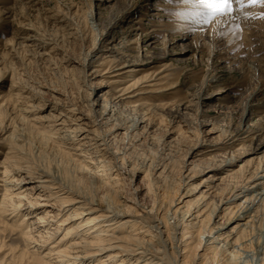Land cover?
<instances>
[{
  "label": "rangeland",
  "instance_id": "obj_1",
  "mask_svg": "<svg viewBox=\"0 0 264 264\" xmlns=\"http://www.w3.org/2000/svg\"><path fill=\"white\" fill-rule=\"evenodd\" d=\"M6 7L0 97L8 105L0 111V165L13 157V167L23 172L0 174V264L54 262L26 245L23 212L16 211L15 219L1 208L10 179L41 172L148 223L153 217L171 223L170 211H196L208 203L197 229L180 227L176 235L166 226L165 262L264 264V202L231 256L219 248L202 250L198 238L201 229L221 228V238L230 234L235 224H220L231 212L210 218L209 211L264 169V7L207 24L170 15L200 9L166 0H8ZM122 64L130 71L114 76ZM134 78L146 83L120 101L122 84ZM104 101L114 110L109 122L100 118ZM142 115L145 123L129 130ZM115 125L121 129L114 131ZM77 127L93 135L77 137ZM244 130L253 132L251 138L240 136ZM260 187L248 197L262 194ZM134 220H120L115 235L141 239ZM62 234L63 228L48 246ZM174 239L181 240L176 250Z\"/></svg>",
  "mask_w": 264,
  "mask_h": 264
},
{
  "label": "bare ground",
  "instance_id": "obj_2",
  "mask_svg": "<svg viewBox=\"0 0 264 264\" xmlns=\"http://www.w3.org/2000/svg\"><path fill=\"white\" fill-rule=\"evenodd\" d=\"M7 2L8 0L0 1L3 9L0 10V23H7V19L5 20L1 17V13L4 10H9L7 8L8 6L6 7ZM7 13L4 12L5 15ZM30 40H34V38L30 36ZM4 56L5 54L0 52V84L3 83L6 75L3 67H1ZM260 61L264 63L263 60ZM128 67L129 65L127 64L118 66L114 70V76L130 71ZM144 83H146L145 80L137 78L127 79L119 89L121 93L119 100L122 101L123 99L126 100L136 96L133 94L140 90L139 88L143 87ZM7 105V99L1 98L0 111L2 113L4 112L2 111L4 110L3 108ZM112 110L107 102L104 101L100 115L101 120L109 122L114 113V110ZM143 115L141 118L134 120L128 129L131 131L139 129L146 121ZM61 117L65 118L62 115ZM58 125L62 124L59 123ZM118 129H121V127L115 125L114 131ZM72 130V133H76L77 137L81 133L86 132L79 127ZM86 133L91 134L89 132ZM252 135L253 132L251 130H244L240 136L248 139ZM86 139L89 142L93 141L92 138ZM97 139L101 142V146H105L104 139ZM69 140L74 141L72 137L68 136ZM79 145L82 147L93 146L92 144ZM103 152H107L106 149ZM85 153L88 152L86 151ZM11 154V151H9L8 155ZM13 163V157H7L5 165H0V174H8L9 170L13 173L23 172V169L16 166L13 167ZM227 164L226 161H223L219 166H223L224 168ZM24 173L29 174L26 171ZM260 173L262 175L256 173L248 182L249 184L238 185L229 189L228 197L219 201L217 205L214 204L208 216L210 218H217L216 213L229 210L231 212L229 219L220 225L224 229L229 228L232 224H235V226L231 228L230 234L223 238H221L222 234L219 233V229L221 228H216L215 230L210 229L209 231L201 229L198 238L202 250L219 248L225 255L228 254V256H231L233 249L236 247V242L239 241L240 235L244 231L246 233L247 229L252 226L257 212L260 206H262V202H264V192L262 194L257 193L255 197L253 195L248 197L250 192L255 189L258 190L259 186H261L260 190L264 191V182L255 183L261 180L264 181V169ZM36 174L37 177H34ZM94 176L98 177L99 175L94 173ZM57 179V176H50L43 172L31 173L20 179L12 178L6 183L8 198L4 199L1 207L4 211L9 209L10 216L15 217V219L19 218L15 214L16 211L23 212L21 221L27 222V230L22 232V238L27 246L33 245L32 248H34V251L32 254L36 257L46 251L42 256V258L46 259V263L54 259L52 264H181L175 261L165 262L166 256L163 255V249L167 244V236L164 238L166 226L168 224L172 225L173 232L176 235H179L178 230L180 227H193L195 230L203 222V219H201L202 212L208 206V203H205L201 207H198L196 211L186 210L179 212L178 209L172 212L170 211L168 220H173L171 223H168V221H159L155 217H153L152 222L148 223L146 221L147 218H141L129 210H123V208L116 206L114 203H102L86 198L79 193H74L69 187ZM253 183L255 184L250 188V184ZM258 196H260L259 199ZM242 198L244 200L235 206L236 202ZM182 201L178 200L175 205H180ZM202 208L203 210H201ZM143 213L150 214L151 212ZM27 216L29 217L28 219ZM125 217L136 219L130 223H133V226L134 224L137 225L133 231H137L135 235H142L141 239L134 238V236L122 237L115 235V232L119 229L118 224L120 220H123ZM21 225L19 224V226ZM62 228L64 229V234H62L58 241L54 242L55 244L49 247L48 242L59 234ZM142 228L145 230L140 232ZM184 235L182 231V239ZM69 240L72 241L67 242ZM174 242L176 243V247H174L176 250L177 245L181 244V240L174 239Z\"/></svg>",
  "mask_w": 264,
  "mask_h": 264
},
{
  "label": "snow or ice",
  "instance_id": "obj_3",
  "mask_svg": "<svg viewBox=\"0 0 264 264\" xmlns=\"http://www.w3.org/2000/svg\"><path fill=\"white\" fill-rule=\"evenodd\" d=\"M167 3L175 5H193L199 7L200 11L184 12L177 10L170 12L181 20L189 17L196 18V22L210 23L212 18L218 16L231 17L235 13L247 16V8L264 7V0H166ZM264 19V15L261 16ZM223 35V33H221Z\"/></svg>",
  "mask_w": 264,
  "mask_h": 264
}]
</instances>
